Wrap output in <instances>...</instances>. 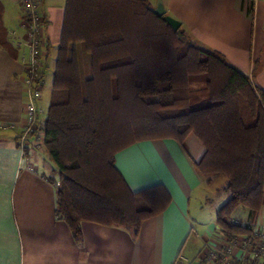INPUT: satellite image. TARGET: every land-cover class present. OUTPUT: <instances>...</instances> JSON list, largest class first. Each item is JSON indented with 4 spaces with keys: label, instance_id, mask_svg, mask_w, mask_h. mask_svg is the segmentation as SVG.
I'll use <instances>...</instances> for the list:
<instances>
[{
    "label": "trees",
    "instance_id": "16d2710c",
    "mask_svg": "<svg viewBox=\"0 0 264 264\" xmlns=\"http://www.w3.org/2000/svg\"><path fill=\"white\" fill-rule=\"evenodd\" d=\"M44 66L40 70L44 76ZM37 128L58 174L56 215L81 240L80 221H142L171 202L162 183L132 190L115 165L121 149L172 139L203 147L195 168L224 178L216 229L248 232L237 208L264 202V90L222 54L174 30L148 0H67L50 99Z\"/></svg>",
    "mask_w": 264,
    "mask_h": 264
},
{
    "label": "crops",
    "instance_id": "0c3cea01",
    "mask_svg": "<svg viewBox=\"0 0 264 264\" xmlns=\"http://www.w3.org/2000/svg\"><path fill=\"white\" fill-rule=\"evenodd\" d=\"M66 1L39 0L43 84L51 62L54 68ZM148 2L151 8L156 4ZM163 2L166 14L194 39L222 54L264 90V0ZM22 20L20 0H0V264H173L179 254L195 257L213 240L193 235L192 206L200 188L219 183L222 187L214 189L221 190L225 180L213 176L210 184L198 173L194 163L203 147L193 134L187 136L186 148L172 139H156L137 141L116 153L115 165L132 190L162 183L171 194L170 204L142 221L137 234L120 224L81 220L82 237L76 241L58 218L54 163L48 159L37 164L43 147H27L22 155L18 144L26 100ZM223 192L225 201L228 194ZM252 216L244 208L233 214L242 223H250ZM254 217L264 227V202Z\"/></svg>",
    "mask_w": 264,
    "mask_h": 264
},
{
    "label": "built area",
    "instance_id": "2783aa9c",
    "mask_svg": "<svg viewBox=\"0 0 264 264\" xmlns=\"http://www.w3.org/2000/svg\"><path fill=\"white\" fill-rule=\"evenodd\" d=\"M23 11L22 27L25 29L26 53L20 57L23 67V86L26 100L23 104L24 122L18 134L22 155L27 147L39 146L44 142V132L38 134L39 114L44 108L38 105L42 95V57L45 41L42 35L44 19L39 11V0H20ZM34 135L35 141L30 137ZM59 185V183H56ZM234 222L238 223L237 219ZM248 232L230 238L220 231L217 242L206 243L193 258L179 254L173 264H264V227L255 223H242Z\"/></svg>",
    "mask_w": 264,
    "mask_h": 264
},
{
    "label": "rangeland",
    "instance_id": "374dc122",
    "mask_svg": "<svg viewBox=\"0 0 264 264\" xmlns=\"http://www.w3.org/2000/svg\"><path fill=\"white\" fill-rule=\"evenodd\" d=\"M157 1V0H156ZM52 62L48 66L46 70V76L44 78V84L42 87V98L38 101L39 106H42L44 108V113L39 114V118L42 119L45 117V109L47 107V104L50 99V84H51V72H52ZM41 129H39L38 134H41ZM30 140L32 143L35 141V136L32 135L30 137ZM39 148L43 147L41 149V158H39L37 164H41V160L48 161V156L45 151V147L43 142L38 146ZM43 164V163H42ZM41 164V165H42ZM216 186L222 187V184L216 183ZM214 185V186H215ZM213 185L212 186H204L203 188H200L198 199L195 201L194 205L192 206V218L196 222L195 232H193V235L197 234L199 237H207L206 239H209L210 237L214 242H217L218 239H220V232L218 229H216L217 223H216V209L219 207L220 204L224 202V192L223 189L221 190H215ZM241 209V208H239ZM254 215L251 218H248V220H251L250 223H254Z\"/></svg>",
    "mask_w": 264,
    "mask_h": 264
},
{
    "label": "water",
    "instance_id": "95a60500",
    "mask_svg": "<svg viewBox=\"0 0 264 264\" xmlns=\"http://www.w3.org/2000/svg\"><path fill=\"white\" fill-rule=\"evenodd\" d=\"M152 12L159 16V17H163V19L174 29L177 30L180 26L181 23L170 17L169 15L166 14V7L164 5L163 0H157L155 6L152 8Z\"/></svg>",
    "mask_w": 264,
    "mask_h": 264
}]
</instances>
